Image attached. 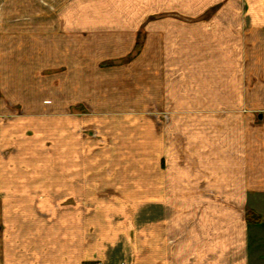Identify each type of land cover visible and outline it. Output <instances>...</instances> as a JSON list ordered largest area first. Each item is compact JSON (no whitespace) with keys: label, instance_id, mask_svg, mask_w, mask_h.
<instances>
[{"label":"crops","instance_id":"0c3cea01","mask_svg":"<svg viewBox=\"0 0 264 264\" xmlns=\"http://www.w3.org/2000/svg\"><path fill=\"white\" fill-rule=\"evenodd\" d=\"M59 24L75 39L77 66L85 62V34L95 42L87 53L94 73L128 78L113 81L112 96L117 84L131 98L153 86L136 60L130 70L109 67L129 59L142 29L162 51L172 43L175 167L115 171L126 141L140 143L139 157L157 156V137L114 135L115 144L85 154L95 144H85L68 118L59 124L58 167L20 154L5 165V137L17 126L44 140L50 130L35 127L52 123L13 121L5 131L0 101V264H264V135L243 113L256 106L245 94L258 92L245 90V76L264 65V0H73ZM2 31L1 24L0 42ZM156 86L164 93L168 82ZM139 104L119 108H145ZM97 123L103 130L115 121Z\"/></svg>","mask_w":264,"mask_h":264},{"label":"rangeland","instance_id":"374dc122","mask_svg":"<svg viewBox=\"0 0 264 264\" xmlns=\"http://www.w3.org/2000/svg\"><path fill=\"white\" fill-rule=\"evenodd\" d=\"M72 1L0 0V25H3V40L0 42V101L3 102L2 117L5 131L12 127L13 121L36 125L39 121L52 123V126L35 127L41 131L39 133H43L44 129L50 130V135L48 134L44 140L41 139L43 135L37 134L32 127L25 130L24 126L20 128L17 126V130L21 129L19 137L15 136L17 130L13 132V136L5 137V165L11 164L12 157L20 154L21 157L28 156L30 159L25 158V160L32 165L31 161L36 159L38 165L58 167L60 165L59 124L60 120L68 118L74 120V132L85 144L88 142L95 144L92 148L86 146L85 154H90L92 151L102 152L111 144H115L114 135L122 134L127 140L136 134L157 137V156L139 157L137 153L139 154L141 150L134 148L140 143L126 141V146L115 152L117 153V157L114 158L115 171L130 168L132 170L136 167L170 171L171 167H175V49L172 43H169L165 51L163 47L162 51L161 46L155 44L154 39L147 40V32L142 29L129 59L111 62L109 67L117 66L119 68L117 70H130L131 61L136 60L134 64H137V69L141 72L146 71L144 75L148 76L142 80L152 83L153 86L149 85L146 88V94H133L131 98L122 92L124 86L115 84V96H112L113 81L123 82L128 78L118 77L115 74V77L97 76L94 73L97 71L92 64L94 66L97 64L93 63L92 56L87 57V53L90 52V46L95 49L93 47L95 42L91 40L92 37H87L85 34L83 35L85 40L82 42L85 62L82 67L77 66L76 56L72 52L75 39H66L70 35H65L59 24L61 10ZM153 18L152 20H161L158 16ZM162 18L175 21L177 16L164 14ZM245 36L253 37L257 34L246 32ZM167 41L169 42V39ZM65 43L69 48L66 45V47L62 46ZM247 64L246 59L245 69ZM105 66L107 67V64ZM105 66L100 64V70L106 68ZM257 68L258 73L257 70L255 71ZM147 71H152L153 74H147ZM161 71L167 72L165 78L162 77ZM92 73L95 76H91ZM163 79L164 83L166 80L168 82L164 93L161 87L156 86L157 83L163 82ZM254 89L258 90L257 94L245 95L248 100L255 101L256 106L244 110L243 113L250 118L248 122L250 127L260 131V135H264L263 64L257 63L252 75L245 76V90L250 92ZM134 95L138 97L135 98ZM80 97H84L85 100H80ZM110 97L112 100L109 99ZM121 98L126 105L129 102H140L139 105L145 108L136 110L119 108L125 105ZM108 100L113 102L116 108L107 109ZM46 101L50 104L46 105ZM231 112L228 111L227 114ZM107 117L114 119L115 124L104 126L105 130L94 124L95 121L98 124L100 118L107 119ZM122 119L124 120L120 122ZM96 160L97 165L102 161L101 158Z\"/></svg>","mask_w":264,"mask_h":264},{"label":"built area","instance_id":"2783aa9c","mask_svg":"<svg viewBox=\"0 0 264 264\" xmlns=\"http://www.w3.org/2000/svg\"><path fill=\"white\" fill-rule=\"evenodd\" d=\"M93 264H103L102 262L96 261ZM119 264H123V263H119Z\"/></svg>","mask_w":264,"mask_h":264}]
</instances>
